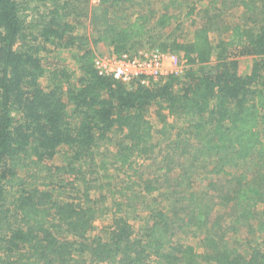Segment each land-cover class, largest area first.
I'll return each mask as SVG.
<instances>
[{
	"label": "trees",
	"instance_id": "trees-1",
	"mask_svg": "<svg viewBox=\"0 0 264 264\" xmlns=\"http://www.w3.org/2000/svg\"><path fill=\"white\" fill-rule=\"evenodd\" d=\"M95 4L0 0V264H264V219L247 253L225 238L264 204V0H163L155 19L150 0ZM235 7L242 21L213 43L218 20ZM187 19L194 28L182 42L174 25ZM86 23L91 31H80ZM160 37L158 47L182 54L183 73L128 88L92 66L93 43L120 52ZM50 47L78 62L76 79L41 57ZM243 56L253 57L246 70ZM57 155L62 164H49ZM152 157L164 172L144 178ZM109 165L130 170L144 196L165 186L171 215L152 213L136 234L116 201L105 236L89 237L100 214L90 192L113 178ZM199 171L212 179L208 189H196ZM223 175L226 185L215 180ZM182 224L203 234L205 254L174 241Z\"/></svg>",
	"mask_w": 264,
	"mask_h": 264
},
{
	"label": "rangeland",
	"instance_id": "rangeland-1",
	"mask_svg": "<svg viewBox=\"0 0 264 264\" xmlns=\"http://www.w3.org/2000/svg\"><path fill=\"white\" fill-rule=\"evenodd\" d=\"M191 0H186V2H190ZM94 0H89L90 5H96L94 3ZM151 8L154 9V16L152 19H155L157 15H159L161 10H164V4L163 0H150ZM203 2L198 1L197 6L201 7ZM139 6V5H138ZM133 9V8H132ZM100 9H98L99 11ZM130 8H126L124 10V14H126L125 17H123L125 20H127V17L130 13ZM185 6L181 7V10L177 11H184ZM139 11V10H138ZM142 12V9H140ZM102 11H99L98 13H101ZM118 12V11H117ZM33 15L35 17V13L33 12ZM241 16V9L239 7L232 8L229 12L226 13L225 16L221 18V20H218V27H221L222 31L215 30L211 33V38L213 43H215L216 37H219L220 34L226 33L227 27H230L231 24H234L236 22L242 21L240 19ZM83 19V18H82ZM84 20V19H83ZM87 26L81 27L85 28L88 31H91V28H89V24L86 23ZM174 27H176V31L174 32L175 37H177L179 40L183 41H189L191 39V34L193 30V26L190 23V20L186 21H179L177 22ZM225 35V34H223ZM153 41V40H152ZM165 40L163 37L159 38V41L156 42V44H153L151 41L144 42L142 45H139L134 48H129L126 51H120L116 52L113 50L112 47L107 46L104 42H98L92 44V56L91 60L95 56H107L112 54H119V53H131V54H140V53H147L151 51L153 48H158L161 51L171 53L173 54L172 50H165L160 47H158L159 43H164ZM116 52V53H115ZM179 57H183L180 53H175ZM42 58H49L58 64H61L62 66H65L70 71L74 72V79H76L80 75V69L78 67V62L73 60L71 57V54L69 52H66V50H56L53 47H50L47 51H42L40 53ZM253 59L252 56H243L239 58L240 61V67L242 70H246L245 65L243 64L244 60H247L251 62ZM180 67L178 68V73H180ZM42 83L46 84V79H42ZM149 117L153 122L155 131H158L160 127V123L157 120L156 113L154 112V109H151L149 111ZM170 121V120H169ZM176 130H174L171 133V139H175L173 133H175ZM261 131H262V138L264 139V124L261 125ZM159 133H157L158 135ZM160 138L162 139L165 135L159 134ZM169 135L167 138L168 140H171ZM101 151H104L102 149ZM62 164V157L60 155H57L54 159L49 161V164ZM139 163H142V161H139ZM159 160L155 159L154 157L149 158L147 160H144L143 164L141 165V176L144 178H154L156 176H160L163 174L164 170L159 171L158 167L160 166ZM109 174L113 176L111 180L108 179H98L93 182L94 187L92 188L90 192V197L92 201L99 206V216H97L95 222L93 223V230L89 232V237H92L93 235H100L102 237L105 236V230L109 226V224L112 223V212L114 211L116 207V201H121L123 204V209L125 213L127 214V218L129 219V222L133 226V229L135 233H140V230L142 228H145L149 226V223H151V216L152 213H155L159 210L167 211L170 208V205L173 203V200L170 198L171 195H169V192L165 186H161L160 189L157 191H154L150 195L144 196V194L141 192V187H132L130 183H132V180H136L134 174L132 172L126 169H118L116 167H113L109 165L108 168ZM104 172H100V174H103ZM171 174V173H169ZM48 175V174H46ZM127 175H131L132 178L130 179ZM94 177V176H93ZM194 184L199 185L198 189L201 191L202 189H208L207 186L208 182L210 181L209 176H205L201 171L197 172L195 175ZM231 179L230 176L223 175L222 177H216L215 180L217 182L219 181L221 185L228 184V181ZM212 180V179H211ZM163 179H160V182H162ZM160 182H157L160 183ZM44 183L48 184L49 180L47 178L44 179ZM233 184V181L231 182V185ZM101 185L104 187L102 188ZM202 188V189H201ZM130 189V191H128ZM75 193V191H73ZM264 205V204H263ZM263 205H260L256 209L257 217L254 219L252 223H247L241 226H238L235 231H226V240L231 245H236L241 247V251L243 253H247V247H249L248 244L252 243L253 241H259L263 234L261 235L257 231L258 222L264 219V211H263ZM169 213V211H167ZM171 215V213H169ZM184 215L181 213L177 217V220L179 222L184 221ZM184 228H181L179 232L176 233L174 236V241L177 243H181L182 245H191L194 247V249L201 254H205L204 246L202 245L201 238L203 237V234L199 235L197 233L194 234V227L192 225L182 224ZM256 239V240H255ZM105 264V263H104Z\"/></svg>",
	"mask_w": 264,
	"mask_h": 264
},
{
	"label": "built area",
	"instance_id": "built-area-1",
	"mask_svg": "<svg viewBox=\"0 0 264 264\" xmlns=\"http://www.w3.org/2000/svg\"><path fill=\"white\" fill-rule=\"evenodd\" d=\"M94 1L96 3L98 0ZM92 66L98 75L110 77L128 88H135L153 86L172 75L181 74L187 64L183 57L175 53L153 48L140 54L124 52L107 56L97 55L92 59Z\"/></svg>",
	"mask_w": 264,
	"mask_h": 264
}]
</instances>
